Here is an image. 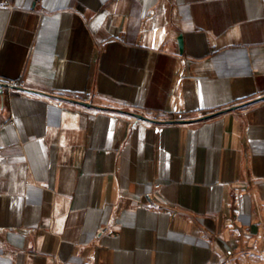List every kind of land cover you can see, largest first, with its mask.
Returning <instances> with one entry per match:
<instances>
[{"label": "crops", "instance_id": "obj_1", "mask_svg": "<svg viewBox=\"0 0 264 264\" xmlns=\"http://www.w3.org/2000/svg\"><path fill=\"white\" fill-rule=\"evenodd\" d=\"M0 79V264H264V0H0Z\"/></svg>", "mask_w": 264, "mask_h": 264}, {"label": "built area", "instance_id": "obj_2", "mask_svg": "<svg viewBox=\"0 0 264 264\" xmlns=\"http://www.w3.org/2000/svg\"><path fill=\"white\" fill-rule=\"evenodd\" d=\"M7 89L8 92H19V93H23L26 95H32L33 93L28 90L25 89V87L21 84L18 83L16 81L13 80H2L0 79V89ZM55 102L59 105V106H65L68 104L67 101H65L64 99H55ZM70 104V103H69ZM160 185H156V188H159Z\"/></svg>", "mask_w": 264, "mask_h": 264}, {"label": "water", "instance_id": "obj_3", "mask_svg": "<svg viewBox=\"0 0 264 264\" xmlns=\"http://www.w3.org/2000/svg\"><path fill=\"white\" fill-rule=\"evenodd\" d=\"M179 43H180V47L182 49L183 48V39H182V36L179 37Z\"/></svg>", "mask_w": 264, "mask_h": 264}]
</instances>
